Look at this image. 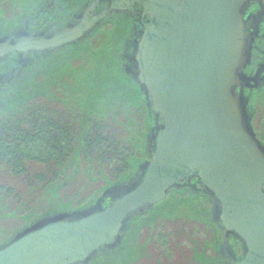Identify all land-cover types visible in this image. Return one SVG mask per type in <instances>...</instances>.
Here are the masks:
<instances>
[{
	"label": "water",
	"instance_id": "obj_1",
	"mask_svg": "<svg viewBox=\"0 0 264 264\" xmlns=\"http://www.w3.org/2000/svg\"><path fill=\"white\" fill-rule=\"evenodd\" d=\"M253 1L264 7V0H118L103 12L136 3L148 16L132 54L133 78L154 119L148 158L89 206L45 214L17 232L0 246V264H86L115 249L130 222L168 192L196 184L220 224L223 264H264V145L238 92L252 40L244 12ZM97 19L85 12L49 38L2 43L0 58L75 41Z\"/></svg>",
	"mask_w": 264,
	"mask_h": 264
},
{
	"label": "flooded vegetation",
	"instance_id": "obj_2",
	"mask_svg": "<svg viewBox=\"0 0 264 264\" xmlns=\"http://www.w3.org/2000/svg\"><path fill=\"white\" fill-rule=\"evenodd\" d=\"M117 1L0 0V44L7 43L8 46H14L21 39L30 37L49 38L59 31L76 26L85 12L91 18H98L94 26L75 41L56 48L49 47L42 52H31L29 55L14 49L1 57L0 114L15 112L16 108H11L14 101L34 97L35 94L31 92L34 87L37 90L43 88L65 67L75 68L82 61L89 63L95 51L101 66L111 62L117 73L134 81L132 54L142 31V20L146 21L148 16H141L142 9L136 3L130 9L102 16ZM244 19L251 24L252 40L250 58L242 73L244 85L238 92L246 100L252 130L264 145V7L258 2H251L244 12ZM65 76L70 81L75 78ZM37 95L44 96L43 93ZM54 111L63 114L64 124L68 122L71 129L76 127L77 119L68 109L56 106ZM172 213L181 218L172 220ZM167 214L169 216L164 217ZM21 221L25 223L23 219ZM176 221L182 225L181 229ZM204 224L209 226L208 233L213 232L212 237L204 235ZM165 225H168V229L163 230ZM189 227L192 235L186 237L182 232ZM2 228L0 246L19 232L2 234L9 230ZM197 231L201 235L196 234ZM162 233L165 236H160ZM205 237H208L207 241H203ZM221 242L222 232L220 224L214 219L212 205L200 185L196 184L193 189L168 192L149 212L130 222L115 249L86 264H174V259L175 264H191L194 249L200 264H223L225 259L220 256ZM228 243L237 256L241 254L237 240L231 236Z\"/></svg>",
	"mask_w": 264,
	"mask_h": 264
},
{
	"label": "trees",
	"instance_id": "obj_3",
	"mask_svg": "<svg viewBox=\"0 0 264 264\" xmlns=\"http://www.w3.org/2000/svg\"><path fill=\"white\" fill-rule=\"evenodd\" d=\"M90 57L89 63L65 67L58 79L56 75L43 88L34 87V97L14 101L11 108H16L15 112L0 114V165L8 167L13 178H24L27 185L34 178L45 181L41 184L43 196L47 202L53 201L54 207L49 214L89 206L105 188L128 179L148 158L146 134L154 119L138 83L117 73L111 62L101 66L96 51ZM65 75L75 78L70 81ZM56 106L68 109L77 119L75 128L64 124L63 114L54 111ZM30 167H37L39 175L29 173ZM70 188L77 192L69 195ZM12 194L0 185L1 215L9 212L5 211L9 207L6 200ZM22 200L17 197L19 204ZM23 208L30 209L25 204ZM31 208L33 211L22 217L23 228L45 215L35 216V207ZM170 217L181 218L175 213ZM176 223L181 229L180 222ZM208 227L205 225L204 235L212 237ZM162 229H168V225ZM191 233V227L182 232L186 237ZM191 264H200L195 249Z\"/></svg>",
	"mask_w": 264,
	"mask_h": 264
},
{
	"label": "rangeland",
	"instance_id": "obj_4",
	"mask_svg": "<svg viewBox=\"0 0 264 264\" xmlns=\"http://www.w3.org/2000/svg\"><path fill=\"white\" fill-rule=\"evenodd\" d=\"M36 169L37 167H30L28 171L30 170L29 173L35 174L36 176L40 173L39 171H36ZM92 175L93 177H97L95 176V173H92ZM13 176L14 174L11 173L8 167L0 165V185H4L6 190L13 191V194L6 200V203L9 207L6 208L5 211H9L7 213L9 215L7 216V214H0L2 216L0 218V227L2 228L4 226L2 230L5 231L9 229L7 232H1L2 234L9 232L14 234L17 231H20L24 226V223L21 221V219L25 213L32 210L31 207H35L34 212L36 214H49L51 209L54 210V207L52 206L53 201L50 200V202H47L46 198L43 196L41 184L45 183V181L42 182L41 180H37V182L34 180V178L33 182L31 181V184L27 185L24 178H13ZM44 179L47 180L46 178ZM65 188L66 187H64V189ZM76 192L77 190H73V188L69 189V194ZM83 192H86V189H84ZM17 197H20L21 199L23 198L21 204L17 202ZM24 204L28 208L30 207V209L27 210V208H23ZM182 261L184 260L182 259Z\"/></svg>",
	"mask_w": 264,
	"mask_h": 264
}]
</instances>
